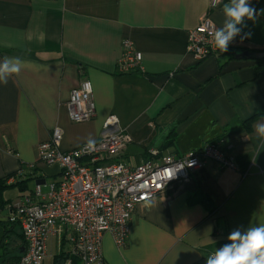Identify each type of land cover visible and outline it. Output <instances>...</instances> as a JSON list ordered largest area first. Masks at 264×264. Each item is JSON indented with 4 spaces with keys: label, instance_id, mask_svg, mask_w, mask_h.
I'll list each match as a JSON object with an SVG mask.
<instances>
[{
    "label": "crops",
    "instance_id": "crops-1",
    "mask_svg": "<svg viewBox=\"0 0 264 264\" xmlns=\"http://www.w3.org/2000/svg\"><path fill=\"white\" fill-rule=\"evenodd\" d=\"M210 2L0 0V60L25 62L0 84V179L9 176L7 184L25 188L2 193L0 264L13 259L22 242L20 229L6 224L10 205L36 200L37 185L45 193L59 178L57 166L37 158L38 144L54 127L62 130L61 150L94 141L110 115L129 137L120 161L161 162L214 142L236 169L207 161L136 207L124 247L103 234L107 264H205L206 253L229 243L234 229L264 224V142L255 131L264 115L254 117L264 107V73L257 72L256 59L238 57L246 48H264V0H250L257 19L245 18L228 52L196 62L185 50L188 30L204 15L218 28L224 22L227 0L216 7ZM124 38L141 52L139 71H116ZM82 78L91 82L95 115L74 123L66 102ZM70 235L61 228L47 239L42 264L70 253Z\"/></svg>",
    "mask_w": 264,
    "mask_h": 264
},
{
    "label": "built area",
    "instance_id": "built-area-1",
    "mask_svg": "<svg viewBox=\"0 0 264 264\" xmlns=\"http://www.w3.org/2000/svg\"><path fill=\"white\" fill-rule=\"evenodd\" d=\"M217 28L204 15L188 30L185 50L196 62L219 56L211 37ZM140 63L141 52L132 40L124 38L116 71L136 72L140 70ZM66 109L74 123L93 118L95 103L88 79L82 78L70 90ZM117 124L116 116H108L90 150L86 148L87 142L61 150L59 127H54L49 138L38 144L37 158L47 165L57 166L59 178L45 193L37 185L33 190L36 200L24 197L10 205L8 219L18 223L24 241L22 253L13 264H42L47 239L60 234L61 228L71 232L69 255L78 257L81 264H107L101 248L103 234L109 233L115 246L124 247L136 207L146 204L174 183L187 180L207 161L222 169H236L234 158L214 142H205L200 148L179 156H167L161 162L120 161L116 158L123 152L129 137L126 132L117 130ZM64 264H71V260L67 259Z\"/></svg>",
    "mask_w": 264,
    "mask_h": 264
},
{
    "label": "clouds",
    "instance_id": "clouds-1",
    "mask_svg": "<svg viewBox=\"0 0 264 264\" xmlns=\"http://www.w3.org/2000/svg\"><path fill=\"white\" fill-rule=\"evenodd\" d=\"M218 0H211V7H216ZM223 24L211 33L213 47L220 53L228 51L229 44L240 36L244 21L257 19L256 9L250 0H227L222 6ZM246 33L245 36H250ZM245 38L244 36L241 39ZM25 62L20 57H4L0 60V84L7 85L13 75H18ZM257 137L264 142V122L255 128ZM94 142L89 140L87 149H91ZM229 243L216 248L206 259V264H264V224L249 226L245 230L234 229L227 237Z\"/></svg>",
    "mask_w": 264,
    "mask_h": 264
},
{
    "label": "trees",
    "instance_id": "trees-1",
    "mask_svg": "<svg viewBox=\"0 0 264 264\" xmlns=\"http://www.w3.org/2000/svg\"><path fill=\"white\" fill-rule=\"evenodd\" d=\"M245 50H251V51H260V52H262V51H264V48H262V49H248V48H246V49H244V50H242V51H245ZM228 52V51H227ZM225 53V52H224ZM220 55V54H219ZM256 70H257V72L258 73H264V57H262V58H260V59H256ZM256 115L257 116H259V115H264V107L258 112V114H255L254 115V117H256ZM253 117V118H254ZM252 118V119H253ZM170 144V142L169 141H167V142H165V145H169ZM8 177L9 176H6L5 178H1L0 179V210H1V208H3L4 207V205L6 204V201L5 200H3V198H2V193H3V191L5 190V189H7L8 187H11V186H18L19 187V190L20 191H24V187L21 185L23 182H17V183H15V184H7V180H8ZM6 224H9V225H12V226H14V227H18L19 228V225H18V223L17 222H11V221H9V219L7 218V220H6ZM5 223H4V225H6ZM20 229V228H19ZM20 237H21V240H22V242H21V245L18 247V253L13 257V259H10V260H7L8 258H6V260L4 261L5 262V264H13V263H15L18 259H19V257H20V255H21V253L22 252H20L22 249H23V247H24V241H23V237H22V234H21V232H20ZM210 253H212V251L211 252H207L206 253V256H205V258L207 259V257H208V255L210 254ZM67 259H70L71 260V264H76L77 263V257L76 256H71V255H69V254H66V253H59L58 255H56L55 257H54V264H64V262L67 260ZM3 260L1 259V257H0V262H2ZM205 264H206V261H205Z\"/></svg>",
    "mask_w": 264,
    "mask_h": 264
},
{
    "label": "water",
    "instance_id": "water-1",
    "mask_svg": "<svg viewBox=\"0 0 264 264\" xmlns=\"http://www.w3.org/2000/svg\"><path fill=\"white\" fill-rule=\"evenodd\" d=\"M238 57L260 59L264 57V51L260 52V51L245 50Z\"/></svg>",
    "mask_w": 264,
    "mask_h": 264
},
{
    "label": "rangeland",
    "instance_id": "rangeland-1",
    "mask_svg": "<svg viewBox=\"0 0 264 264\" xmlns=\"http://www.w3.org/2000/svg\"><path fill=\"white\" fill-rule=\"evenodd\" d=\"M30 186H32V184L30 185ZM45 189L43 188V191H44Z\"/></svg>",
    "mask_w": 264,
    "mask_h": 264
}]
</instances>
